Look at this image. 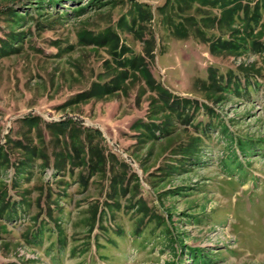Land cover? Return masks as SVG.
<instances>
[{"label":"rangeland","instance_id":"rangeland-1","mask_svg":"<svg viewBox=\"0 0 264 264\" xmlns=\"http://www.w3.org/2000/svg\"><path fill=\"white\" fill-rule=\"evenodd\" d=\"M0 264H264V0H0Z\"/></svg>","mask_w":264,"mask_h":264}]
</instances>
